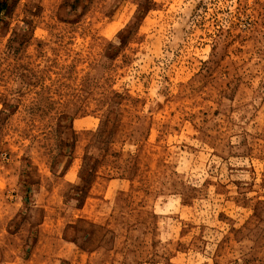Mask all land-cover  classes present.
Returning a JSON list of instances; mask_svg holds the SVG:
<instances>
[{
	"label": "rangeland",
	"instance_id": "obj_1",
	"mask_svg": "<svg viewBox=\"0 0 264 264\" xmlns=\"http://www.w3.org/2000/svg\"><path fill=\"white\" fill-rule=\"evenodd\" d=\"M0 264H264V0H0Z\"/></svg>",
	"mask_w": 264,
	"mask_h": 264
}]
</instances>
